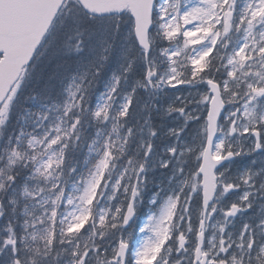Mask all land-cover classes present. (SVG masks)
<instances>
[{"label":"snow or ice","instance_id":"obj_1","mask_svg":"<svg viewBox=\"0 0 264 264\" xmlns=\"http://www.w3.org/2000/svg\"><path fill=\"white\" fill-rule=\"evenodd\" d=\"M0 264H264V0H0Z\"/></svg>","mask_w":264,"mask_h":264},{"label":"rangeland","instance_id":"obj_2","mask_svg":"<svg viewBox=\"0 0 264 264\" xmlns=\"http://www.w3.org/2000/svg\"><path fill=\"white\" fill-rule=\"evenodd\" d=\"M143 219H144V217H143V216H141V217H140V219L138 220V223H143ZM137 236H139V233H138V231H137Z\"/></svg>","mask_w":264,"mask_h":264}]
</instances>
